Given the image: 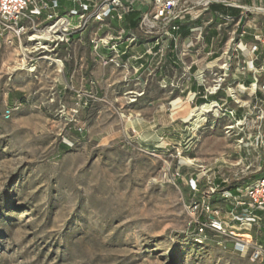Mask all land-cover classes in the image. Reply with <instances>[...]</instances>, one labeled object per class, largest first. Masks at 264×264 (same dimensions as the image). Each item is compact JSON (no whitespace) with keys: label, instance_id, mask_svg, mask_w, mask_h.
I'll return each instance as SVG.
<instances>
[{"label":"rangeland","instance_id":"1","mask_svg":"<svg viewBox=\"0 0 264 264\" xmlns=\"http://www.w3.org/2000/svg\"><path fill=\"white\" fill-rule=\"evenodd\" d=\"M16 58L0 54V264H264L200 242L189 225L183 178L236 159L219 126L199 122L192 139L178 119L183 137L166 149L111 140L102 130L127 107L123 92L91 90L78 108L85 93L63 88L68 76L46 63L16 70Z\"/></svg>","mask_w":264,"mask_h":264},{"label":"built area","instance_id":"2","mask_svg":"<svg viewBox=\"0 0 264 264\" xmlns=\"http://www.w3.org/2000/svg\"><path fill=\"white\" fill-rule=\"evenodd\" d=\"M197 1L207 6L226 0ZM188 2L150 0L149 10L139 16V27L145 34L153 35L154 40L144 52L133 55L130 48L138 44V36L124 26L116 32L109 27L111 18L124 20L130 4L124 6L120 0H81L78 7L62 13L59 0H0V51L15 52V68L35 73L46 63L59 75L71 58V54L62 56L60 51H68L74 41H88L93 61L119 74V82L128 87L125 102L133 104L144 95L145 87L154 78L160 87L178 90L159 73L167 53L179 49L175 32L180 29L179 19ZM254 7L260 8L255 3ZM104 27L109 30L101 35ZM200 35L201 32L196 34V40ZM243 36L244 32L240 34ZM253 39L255 43L249 46L232 37L228 51H223L215 59L216 63L208 66V77L202 79L203 91L188 92L185 97L177 95L168 101V106L171 109L175 100H180L181 107L186 103L191 108L211 105V111L203 115L204 125L210 122L212 128L219 126L223 136L234 145L236 159L226 171L220 173L200 163L183 178L189 189V225L196 231L198 240L216 237L223 249L252 262L264 263V66L257 63L264 38L256 34ZM181 55L185 56L186 51ZM142 59L145 61L135 63ZM234 64L241 65L240 70L250 74L249 84L229 81ZM58 80L54 86H58ZM87 82L93 88L97 85L95 79ZM73 90L85 93L76 107H88L93 97L91 90L83 87ZM199 96L205 101L197 103ZM210 97L213 98L209 100ZM10 112L9 109L8 115ZM176 149L180 154L183 152ZM188 165L183 162L179 168ZM177 170V176L181 177Z\"/></svg>","mask_w":264,"mask_h":264},{"label":"crops","instance_id":"3","mask_svg":"<svg viewBox=\"0 0 264 264\" xmlns=\"http://www.w3.org/2000/svg\"><path fill=\"white\" fill-rule=\"evenodd\" d=\"M80 1L59 0L60 11L63 13L78 7ZM120 1L124 6L130 4V11L125 14L123 21L111 18L109 27L112 28L111 31L116 32L117 28L124 26L130 33H135L139 41L136 46L130 48V54H140L154 40L153 35L145 34L139 27V16L149 10L150 0ZM254 3L260 8L256 9ZM185 6V11L179 19L180 29L175 32L179 49L167 53L163 69L159 73L168 83H174L178 90L173 91L171 87L164 89L160 87L157 78H154L149 81L144 89V95L132 108L125 102L124 96H120L123 100L122 105L127 107L121 113L117 110L116 119L103 128L102 136L123 142L131 138L134 143L146 150L166 149L171 144L169 140L183 137L182 132L171 128L173 122L181 119L190 127L192 139L195 138L200 127L199 122L204 123L206 119L197 112L200 105L197 108L181 107L180 100H175L170 109L168 101L177 95L185 97L188 92L203 91L202 79L208 77V66L216 63L215 59L223 51H228L232 37L241 39L249 46L255 43L254 35L261 34L264 38V0L214 1L207 6L200 5L197 0H189ZM109 27H104L100 34L107 32ZM198 32H201V35L199 40H196ZM242 32L244 36L240 37ZM73 45L68 51L66 49L60 51L62 56L71 54L63 71V74L68 76L63 88L68 86L73 90L83 87L97 94H102L103 89L108 93L112 91L125 93L128 90L125 84L119 82V74L113 68H104L93 61L92 46L88 41L83 43L74 41ZM4 51L12 50L3 49L0 54ZM183 51H186L185 56L181 55ZM141 61L145 59L135 63ZM257 63L264 66V39L260 43ZM240 67L239 64L233 65L234 71L229 81L249 84L252 77L248 72L241 71ZM88 79H95L97 85L94 88L90 87ZM211 98L213 97L209 100ZM204 101L205 98L199 96L197 103ZM131 129L135 131L133 136L130 133Z\"/></svg>","mask_w":264,"mask_h":264},{"label":"bare ground","instance_id":"4","mask_svg":"<svg viewBox=\"0 0 264 264\" xmlns=\"http://www.w3.org/2000/svg\"><path fill=\"white\" fill-rule=\"evenodd\" d=\"M15 69V68H14ZM17 69H21V68H16V70ZM205 106H210V107H205ZM211 105H206V104H203V105H200V107H199V110L197 111L198 113H200V116L203 118V119H205V117H203V115L205 114V113H209L210 111H211ZM206 120V119H205ZM194 161V160H193ZM190 164L192 163V160H189L188 161Z\"/></svg>","mask_w":264,"mask_h":264},{"label":"trees","instance_id":"5","mask_svg":"<svg viewBox=\"0 0 264 264\" xmlns=\"http://www.w3.org/2000/svg\"><path fill=\"white\" fill-rule=\"evenodd\" d=\"M63 147H64V148H69V146H68V145H65V144H63Z\"/></svg>","mask_w":264,"mask_h":264}]
</instances>
